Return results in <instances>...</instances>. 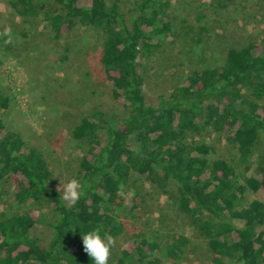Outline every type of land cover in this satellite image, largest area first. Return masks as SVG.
I'll list each match as a JSON object with an SVG mask.
<instances>
[{"label":"trees","instance_id":"trees-1","mask_svg":"<svg viewBox=\"0 0 264 264\" xmlns=\"http://www.w3.org/2000/svg\"><path fill=\"white\" fill-rule=\"evenodd\" d=\"M8 3L26 21H45L55 40L78 25L98 30L102 76L124 112L117 119L94 106L71 125L72 138L85 145L74 173L83 194L75 202L60 198L43 148L0 117V183L13 188L18 204L32 200L55 216L44 220L33 207L1 213L0 264H92L80 233H124L116 210L134 211L142 203L139 192L130 193L136 176L175 202L188 219L187 232L164 243L138 235L111 264L179 259L189 232L205 240L207 264H264V37L228 47L219 64L191 70L153 104L138 57L159 47L161 35L176 34L172 0H136L130 16L121 0ZM11 34L3 35L1 48H12L5 43ZM11 100L0 88V113ZM206 129L226 134L233 158L213 155L215 147L197 137ZM41 222L53 229L47 242L35 234Z\"/></svg>","mask_w":264,"mask_h":264},{"label":"rangeland","instance_id":"rangeland-1","mask_svg":"<svg viewBox=\"0 0 264 264\" xmlns=\"http://www.w3.org/2000/svg\"><path fill=\"white\" fill-rule=\"evenodd\" d=\"M8 1L0 0V88L12 100L0 117L43 148L54 172L53 185L62 192L63 184L74 178L78 159L85 150V145L70 135L71 125L91 107L101 108L117 119L124 107L112 98L111 84L102 76L98 30L78 25L55 40L45 21L22 19ZM121 1L130 16L129 9L136 0ZM169 13L176 34L161 35L159 47L138 57L145 77L143 90L153 104L159 94L169 93L191 70L219 64L228 47L264 37V0H172ZM200 13L203 17L199 19ZM10 30L12 38L5 39V43L13 44L7 50L1 48V39ZM62 53L68 58L60 62ZM197 137L215 147L214 156L229 160L234 157L226 134L206 129ZM133 178L130 193L139 192L143 201L134 211L116 210L125 230L113 238L109 264L121 255L124 244L138 235L164 243L175 233L187 232L188 219L175 202L145 178ZM12 189L0 183V216L33 207L42 219L55 218L47 205L32 200L18 204ZM35 234L47 242L53 229L41 222ZM188 238L190 243L179 259L163 255L161 264H207L210 255L203 237L189 232Z\"/></svg>","mask_w":264,"mask_h":264},{"label":"clouds","instance_id":"clouds-1","mask_svg":"<svg viewBox=\"0 0 264 264\" xmlns=\"http://www.w3.org/2000/svg\"><path fill=\"white\" fill-rule=\"evenodd\" d=\"M59 193L62 200L69 202H75L83 194L80 182L74 178L67 180L63 184V191ZM80 238L82 250L92 264H109L110 248L114 242L110 234L102 233L99 228H92L80 233Z\"/></svg>","mask_w":264,"mask_h":264}]
</instances>
